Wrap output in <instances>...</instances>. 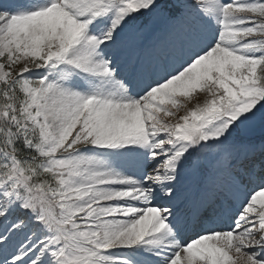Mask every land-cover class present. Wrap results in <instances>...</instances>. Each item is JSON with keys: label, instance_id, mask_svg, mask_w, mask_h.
<instances>
[{"label": "snow or ice", "instance_id": "1", "mask_svg": "<svg viewBox=\"0 0 264 264\" xmlns=\"http://www.w3.org/2000/svg\"><path fill=\"white\" fill-rule=\"evenodd\" d=\"M0 264H264V0H0Z\"/></svg>", "mask_w": 264, "mask_h": 264}]
</instances>
